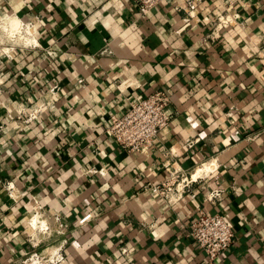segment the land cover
Instances as JSON below:
<instances>
[{"label":"crops","instance_id":"crops-1","mask_svg":"<svg viewBox=\"0 0 264 264\" xmlns=\"http://www.w3.org/2000/svg\"><path fill=\"white\" fill-rule=\"evenodd\" d=\"M5 15L36 33L0 64V264L31 252H57V264H264V0H201L188 26L170 0L144 19L130 0H0ZM159 90L168 126L142 152L122 150L109 115ZM37 107V121L20 118ZM172 170L193 198L152 192ZM214 189L224 194L211 206ZM200 209L233 231L214 262L188 237ZM43 211L62 234L30 226Z\"/></svg>","mask_w":264,"mask_h":264},{"label":"built area","instance_id":"built-area-1","mask_svg":"<svg viewBox=\"0 0 264 264\" xmlns=\"http://www.w3.org/2000/svg\"><path fill=\"white\" fill-rule=\"evenodd\" d=\"M130 1L137 9L140 18L144 19L156 5L164 0ZM200 2L201 0H181L180 2L170 0L176 12H183L186 15V18L183 19L184 26L189 25ZM217 24L220 26L230 24V19L220 17L217 20ZM26 25H31L32 27L35 23L30 21ZM29 47L31 46L28 45ZM7 55L8 53L5 52L0 53V64L2 57ZM56 89L57 87H54L50 91ZM169 103V95L162 90L142 97L130 103V108L123 115L116 116L110 114L106 133L122 150L140 153L153 143L161 130L168 126L171 117ZM39 109L38 107L29 109L28 113H22L20 118H26L28 122L37 121ZM193 144L192 142L187 143L188 147H191ZM169 174L170 180L167 183L151 188L155 195L164 199L167 203L176 202L184 194H187L191 198L194 197L193 193L190 192V181L186 177L181 176L177 170H172ZM5 187L9 189L11 187L10 183H6ZM223 194L224 192L222 190L214 189L207 195L206 201L211 206H215L216 203L222 200ZM42 216V219L45 220V226L44 228H40L41 231L48 230L47 225H49L50 230L56 234L63 233L64 227L59 223V216L57 214L43 211ZM50 219H52V222ZM188 237L206 255L210 262H214L225 249L231 246L234 235L231 226L222 216L200 209L198 215L190 225ZM120 253L126 255L127 250L121 248ZM59 261H61V257L57 252L47 254L31 252L27 254L26 258L20 264H57Z\"/></svg>","mask_w":264,"mask_h":264},{"label":"bare ground","instance_id":"bare-ground-1","mask_svg":"<svg viewBox=\"0 0 264 264\" xmlns=\"http://www.w3.org/2000/svg\"><path fill=\"white\" fill-rule=\"evenodd\" d=\"M0 30L10 36V38L13 39L12 42H18L26 46L28 44H34V34L36 33V30L34 27H30L26 24H24L18 17L15 15H9L6 16L5 19H2L0 21ZM211 167H209L208 163H204L203 165L197 167L191 174V178L193 180L197 179L198 177H202V175H205ZM45 220L42 219V217H39V214H36L34 217H32L30 221V226L33 229L38 228H44L45 226ZM52 222V219H50Z\"/></svg>","mask_w":264,"mask_h":264},{"label":"rangeland","instance_id":"rangeland-1","mask_svg":"<svg viewBox=\"0 0 264 264\" xmlns=\"http://www.w3.org/2000/svg\"><path fill=\"white\" fill-rule=\"evenodd\" d=\"M6 16H9V15H5L4 17H1L0 18V21L2 20V19H5V17ZM24 24H27V23H29V22H23ZM30 27H31V25H30ZM32 27H34L35 28V30H36V24L35 25H32ZM34 39H35V34H34ZM13 41V39L12 38H10V36H8L7 34H5L4 32H2L1 30H0V53L2 52H5V53H8V55L10 54V52H11V50L10 49H17V48H26V47H28V45L29 46H31V47H33L34 46V44H28V45H26V46H23L22 44H21V42L19 43L18 42V40L16 41V42H12ZM47 228H49L48 230H46V231H44V233H48V232H51V230H50V226L49 225H47ZM50 230V231H49Z\"/></svg>","mask_w":264,"mask_h":264}]
</instances>
